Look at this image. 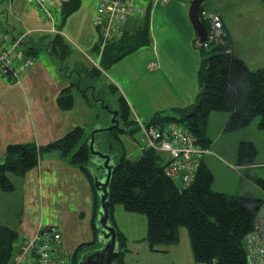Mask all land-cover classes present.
Wrapping results in <instances>:
<instances>
[{"label":"trees","instance_id":"1","mask_svg":"<svg viewBox=\"0 0 264 264\" xmlns=\"http://www.w3.org/2000/svg\"><path fill=\"white\" fill-rule=\"evenodd\" d=\"M135 1V5L149 2V0H143V3H139L140 0ZM120 2L130 4V0ZM101 3L102 0H98L94 19L98 41L93 52L98 55L99 62L94 63L96 67L87 70H85L86 66L77 69L81 82L85 78L84 82H87L89 87L83 95L87 101L91 103L93 101L96 104L99 103L94 98H103L102 94L105 93V91L98 90L96 86V81L100 79L102 73L101 68L106 70L125 57L153 43L151 15L154 3L152 1L147 7L144 5L146 7L144 13L128 17L129 19L122 25V35L110 42L102 55H99L101 29L95 21L100 15ZM51 6L48 9L54 20ZM81 6L82 0L62 1L59 11L63 14V23L79 11ZM203 10L217 14L222 19L223 14L218 6H214V10H211L204 4L199 10L201 19ZM210 21L208 24L203 21L209 33L211 31ZM222 24L225 30L224 42L203 44L198 48L201 55V65L197 75L200 92L194 103L187 107L173 108L172 114L157 112L147 121H141L138 118L149 127L151 125L168 127L170 124L178 123L190 130L197 139V144L206 150L202 164L196 170L194 180L185 187L181 180L169 176L166 170L171 162L170 154L151 149L145 143L140 159H129L124 150L122 157L115 164L110 178L109 202L110 210L118 203L128 211L146 215L148 218L147 239L152 244L177 243L180 227H186L196 264H249L247 237L256 229L257 217L264 203V197L230 195L213 188L214 173L205 161L210 144H212V139L207 133V124L212 112L223 111L230 115L225 131H236L249 125L257 117H260L259 128L264 130V67L252 69L244 58L233 53V45L223 19ZM0 30L8 33L6 30ZM44 31L41 30V32ZM57 32L53 36L46 34L50 39L48 46L51 48L52 55L66 64L71 50L64 36L60 31ZM32 33L27 35L19 47L12 50L13 56L17 57L21 53L22 60L31 57L35 61V57L44 45L40 39L31 40ZM20 36L13 35L15 38ZM12 46L11 40L3 45L5 49H12ZM4 74L0 63V78L15 82L11 76ZM93 87L96 90L94 100L93 96L89 95ZM108 87L112 93L116 94L119 91L114 84ZM71 91V87L64 89L58 98L59 106L63 110L71 109L74 105V96ZM115 108L119 110V119L125 131L116 128L108 133L112 154H114L115 146H123L120 140L121 135L140 130L138 121L133 118V111L123 95L119 96ZM89 140L90 136L86 133L85 127L77 126L64 136L45 145H38L36 142L11 143L7 146L5 155L0 157V190L4 192L15 189L10 177L11 173L17 176L25 175L39 164L43 154L54 151L60 152L71 165L80 168L91 181L95 193V210L92 221L95 239L78 247L70 256L71 264H78L83 252L93 250L99 245L97 216L100 200L94 185L92 170L87 165L91 160ZM163 153L168 156L167 159H164ZM256 155L257 147L253 142L240 143L237 165L233 168L241 170L244 166L252 165ZM253 180L264 191V177L255 176ZM17 239L16 230L0 224V264H11L20 252L21 249L14 250ZM118 240L121 250L117 258L119 263H117L124 264L122 247L125 243L119 231Z\"/></svg>","mask_w":264,"mask_h":264},{"label":"rangeland","instance_id":"2","mask_svg":"<svg viewBox=\"0 0 264 264\" xmlns=\"http://www.w3.org/2000/svg\"><path fill=\"white\" fill-rule=\"evenodd\" d=\"M61 1L63 0H55L58 6H60ZM152 1L154 3L153 9H157L156 11H152L153 17L151 19V25L153 37L155 34V37L160 42L171 40L173 35L165 28V22L169 19L173 23L174 15H183L185 17L183 24H188L190 31L194 32V47L195 49L197 48L198 56L201 57L198 48L203 44L197 30L189 19V8L192 0H149L148 3L141 5H148ZM168 1H170V14L167 13L168 5H164L163 3H168ZM24 3L33 12L34 19L38 25L41 27L44 26L47 29L55 27L56 29L58 28V31H60L61 28L63 31L60 33L64 36L71 50L70 57H68L65 65L70 69L69 71L64 69L65 72L64 70L62 71L63 66L60 60L52 55L51 48L48 46L50 39L49 37L47 38L46 34L51 33L54 35L55 31L51 32L45 30L44 32L34 33L30 36L32 38L31 40L35 41H38L37 38L39 37L44 45L40 53L36 56L37 62L41 61L42 66L47 65L48 69L52 71V74L57 77V79L64 80L70 85L74 83L73 93L76 98V106H74L73 109L63 110L64 113L61 112L60 115L55 113V119H63L62 123L65 126L76 123L75 127H77L80 122L82 123L81 126L85 127L86 133L89 136H91L94 130L91 128H93L97 122L106 124L104 128L108 127L110 125V117L100 106V103L96 104L92 101V106H89V108L83 101V92L89 87L86 84L87 82H84L85 78H83L81 82L79 72L76 69V66L83 64L86 66L85 70L96 67L94 63H98L99 58L92 49L96 39L91 40L88 35L84 40L79 39L82 36V29L78 30L80 33H76L77 37H75L73 33L76 32V28H70L67 21L63 23V14L61 11L53 10L52 8L54 20H51L43 8L34 3H29L26 0ZM95 3H97V0H82L80 13H82L83 8L86 12L92 11V7ZM139 3H143V0H140ZM155 3H157L156 7H154ZM204 4L210 7L211 10H214V6H218L222 12L223 22L225 21L224 24L227 25L231 33L235 55L244 58L252 69L264 67V0H205L202 6ZM49 6L50 5H48V7ZM9 9L10 0H0V13L7 14ZM154 12L158 13L155 24L153 18L156 13L154 15ZM203 12L201 21L203 20L208 24L212 13L206 10H203ZM73 15H75V13L70 17H73ZM10 16L9 20H11ZM0 20L2 22H0V24L4 27L8 28L9 26V28L13 29L12 23L5 22L3 18H0ZM18 25L19 30L14 31L16 34H22L27 31V28L21 26L20 21ZM82 26H84V21ZM95 35L97 36L96 31ZM151 60L157 62V67H153L156 71L148 69L147 63ZM182 63L183 57L173 56L166 46H160L159 49H155L154 43H152L149 46L143 47L138 52L125 57L106 70L101 68L102 73L100 79L96 81V86L98 90L105 91L102 97L111 108H115L119 96L123 95V92H126L130 101L132 98H135L137 108L154 112L161 104L169 103L171 99L170 93L173 91L170 85V76L175 72L177 75H182V73H184L179 70ZM199 69L200 66L196 72L197 81ZM44 75V77L49 78L47 71H44ZM139 80L141 81L139 82ZM3 81L8 85L16 84L6 78H4ZM111 84L118 85V93L115 94L110 91L108 85ZM43 85L47 86L46 83H43ZM43 85L41 86L44 87ZM136 87L139 89L137 90ZM93 92L95 93L96 90L89 92L91 97ZM173 97L175 98L178 96L173 95ZM132 111L135 120H138V118L141 121L150 119V117H148L149 119L140 117L134 110ZM172 112L173 109L166 110L165 113L172 114ZM38 116L39 111H37V117ZM229 116L230 115L226 112L214 111L211 113L207 124V133L212 139V144H210L206 162L214 173L213 188L215 190L224 191L230 195L235 194L238 196L263 198V189L253 180L255 176L264 177V130L259 128L260 117L255 118L245 127L229 132L225 131ZM42 118L44 117L42 116ZM160 128L165 129L167 127L165 125H160ZM105 135H108V133H105ZM147 135H150V133L147 132ZM120 140L123 146H115L111 163L116 164L122 157L124 150L129 159L138 160L141 158L145 139L140 130L134 131L131 134H123L120 136ZM244 141L253 142L256 145L257 155L252 165L244 166L239 170L233 168V165H237L238 147L240 143ZM157 142L159 144V141ZM151 149L156 150L155 148ZM55 153H57V151ZM163 157L164 159L168 158L164 153ZM87 165L92 171L97 167L92 160H90ZM93 166L95 167L94 169H92ZM97 172L98 177H100L102 175L101 170ZM26 174L17 176L11 173L10 177L16 186L15 189L9 192L0 190V224L9 226L18 232V239L15 241L14 250L18 248L23 241V237H25V235H22V224H24V227L28 230L35 228L37 230L39 225H43V227L55 226L58 230L63 231L60 221H63L64 218L67 217V205H69L70 209H73L76 205L75 195L72 194L71 199H69L64 191L65 188L63 190L60 189L63 184L51 182L50 180L39 181L37 179V182L31 180L30 184L29 180L26 182L24 180V178L27 177ZM69 181L70 178L67 185H69ZM46 186H48V189H44ZM30 188H34V191L41 196L42 194L47 195L46 199H43L42 196L43 203H41V200L35 203L34 197L29 196L28 193ZM30 202L32 203L30 204ZM110 212V224L114 225L117 231L123 234L125 243L123 246L124 248L122 247L124 264H178V259L172 252L161 250L164 248L168 249L170 245L152 244L147 239L148 218L146 215L128 211L122 204L118 203L112 206ZM49 218H52L51 225L49 223ZM84 222L86 221L83 220L82 216V223ZM178 233L180 240L172 245H181V247L185 245L182 250L183 257H188L189 261L193 264L195 260L188 229L186 227H180ZM70 235L73 237H70V240H74L75 242L78 238L77 234L71 232ZM185 240L187 243H185ZM68 254L69 250L64 253V260L67 264H71L68 260ZM117 262L119 263V261L116 260L113 264Z\"/></svg>","mask_w":264,"mask_h":264},{"label":"crops","instance_id":"3","mask_svg":"<svg viewBox=\"0 0 264 264\" xmlns=\"http://www.w3.org/2000/svg\"><path fill=\"white\" fill-rule=\"evenodd\" d=\"M24 2L25 0H10V9L7 11V14L0 13V18H3L7 23H12L13 29L9 28L8 25V28H6L2 24H0V29L8 31L14 36H20L23 33H28L30 30H35L32 34L39 33L41 32V30H47L51 32L58 31V28L56 29L55 27H53L52 29H47L44 26L41 27L40 25H38L34 19L33 12L28 8V6L25 5ZM163 3L164 5H168L167 13L170 14V1H168V3ZM156 5L157 3H155L154 7H156ZM97 6L98 0L97 3H95V5L92 7V11L86 12L83 8L82 13H80V9L79 11L75 12V15H73V17H69V19L67 20V24L70 25V28H76V32L73 33L75 37H77L76 33H80L78 30L82 29V36L79 39L84 40L87 35L91 40L96 39L94 41L92 49H94L98 41V33L96 36V28L94 26ZM60 7L61 4L60 6H58L57 2H55L54 0L51 9L53 8V10H60ZM156 10L157 9H155L154 11ZM155 13L156 12H154V15ZM157 15L158 13H156L153 18L154 24L157 21ZM9 16L11 17V20H9ZM19 21L21 22L22 27L27 28V31L23 32L22 34H16L14 32L19 30ZM83 21L84 26H82ZM184 21L185 17L183 15H174L173 23L169 19L165 22V28L173 35L171 40L160 42L155 37V34L153 37L155 49H159L160 46H166L167 48H169L173 56H178L180 58L183 57V63L181 64V68L179 70L183 71L184 73H182V75H177L175 72L170 76V85L173 88V91L170 93L171 99L169 100V103L161 104V106H159V108H157V110H155L154 112L142 110L140 108H137V102L135 98H132L131 102L126 92H123V90L121 89L131 109H133L140 117L151 118L155 113L162 111L166 112V110H171L173 109V107H187L194 103L198 93L200 92V87L196 79V72L201 65V57L198 56L197 48L195 49L194 47V32L190 31V27L188 24H183ZM226 30L233 45L231 33L227 25ZM62 31L63 30H60V32ZM48 35L53 36V34L51 33ZM37 39H39V37ZM233 53L235 54L234 46ZM81 66H84V64L76 66V69L81 68ZM147 66L149 70L156 71L155 69H153V67H157V62L155 60H151L149 63H147ZM44 71L48 72L49 78L44 77ZM140 81L141 80H139V82ZM15 83L16 84L8 85L4 83L2 78H0V157H3L5 155L7 146L10 143L36 142L38 145H45L57 138L64 136L67 132L75 128L76 125L75 123L65 126L62 123L63 119L58 118V120H56L54 117L55 113L60 115L61 112H63V109H61L59 106L58 98L63 90L68 87L72 88L71 92L74 96V105L72 109L74 108V106H76V98L73 93L74 83L70 85L64 80L57 79V77L52 74V71L48 69L47 65L42 66L41 61L37 62V57H35L34 67L27 73L22 75L19 82ZM43 83H46L47 86H44ZM41 85L46 88L42 87ZM136 89L138 90L139 88L136 87ZM173 95H177L178 97L174 98ZM82 99L85 102L86 106H92V103L87 101L84 95H82ZM37 111H39L38 117ZM34 113L36 114V116ZM42 116L44 118H42ZM99 124L102 126L106 125L102 124L101 122H97L91 129L96 128V126H98ZM78 125L81 126L82 123L79 122ZM55 152L56 151L48 154H43L40 157L39 164L26 174L27 177L24 178V180L25 182L29 180L30 184L31 180H35V182H37L36 179L39 181L50 180L51 182H58L60 184H63L60 189L63 190L65 188L64 191L68 195L69 199H71L72 194L75 195L76 205L73 209H70L69 205H67V217L64 218L63 221H60V225L63 228V231L61 230V233L63 235V250L64 253L69 250V260L70 256L75 253V251L81 244L89 243L95 239V232L92 224L93 214L95 210V193L93 191L91 181L81 171V169L71 165L68 160L62 157L61 153H58V151L57 153ZM69 178V185H67ZM64 180L66 181V183ZM44 189H48V186H46ZM28 193L29 196L34 197L35 203H37L39 200H41V203H43L42 196L43 199H46L47 197L46 194H42V196L37 194L34 191V188H30ZM31 203L32 202H30V204ZM82 216L83 220L86 221L84 223H82ZM49 219V223L51 225L52 218ZM40 227H43V225H39L37 230L36 228L28 230L26 229V227H24V224H22V235H25V237H23V241L18 246L16 251L20 250L24 244L31 241ZM71 232H75L78 236L75 242L74 240H70V237H72L70 235ZM185 243H187L186 240ZM183 247H185V245H183ZM183 247H181V245L175 246L171 244L168 249L164 248L161 250L172 252L174 256L177 257L178 264H192V262L189 261L188 257H183ZM193 264H196V262H194Z\"/></svg>","mask_w":264,"mask_h":264},{"label":"built area","instance_id":"4","mask_svg":"<svg viewBox=\"0 0 264 264\" xmlns=\"http://www.w3.org/2000/svg\"><path fill=\"white\" fill-rule=\"evenodd\" d=\"M28 1L43 8L52 20L48 5H53L54 0ZM120 1L102 0V5L99 8L100 15L95 21V24L101 29L99 55H102L110 42L117 40L122 35V25L130 15L137 16L145 12L146 7L135 5V0H130L129 5L121 4ZM210 17L211 31L208 41L204 44L224 42L225 30L221 17L217 14H211ZM33 31L30 30L15 38L10 32L3 33L0 30L1 71L5 73L4 75L11 76L15 82H18L23 74L34 67L35 61L31 57L22 60L21 53L15 57L12 50L19 47L27 35ZM10 40L13 42L12 49H5L3 45ZM138 125L148 147L170 154L171 162L167 167V174L181 180L185 187L192 183L196 170L202 164L206 150L197 144V139L190 130L178 123L170 124L168 129H161L157 125L149 127L140 120H138ZM147 132L150 135H147ZM262 234L263 240L260 241L259 236ZM247 247L249 264H264V203L257 217L256 229L247 237ZM12 264H66L61 231L55 226L40 227L32 240L22 246Z\"/></svg>","mask_w":264,"mask_h":264},{"label":"water","instance_id":"5","mask_svg":"<svg viewBox=\"0 0 264 264\" xmlns=\"http://www.w3.org/2000/svg\"><path fill=\"white\" fill-rule=\"evenodd\" d=\"M204 1L205 0H192L189 8V19L197 30L201 42H205L208 38V31L199 15V8ZM61 65L63 66L62 70H69V67L65 66L66 64L64 62H61ZM93 90H95V88H93ZM94 95L95 93L93 92V98ZM94 99L96 102L100 103V106L110 117V125L108 127L104 128L105 126L99 124L94 128L88 144L91 160L97 166L91 173L94 179V185L100 197V206L97 216L99 245L93 250L83 252L78 264H113L119 257L121 249L117 228L110 224L111 204L109 202V185L115 163H111V151L107 150H111L112 146L105 133H109L116 128L121 129V120L119 119V110L117 108H111L103 98ZM103 137L106 138L107 144L103 143ZM98 170H101L102 173L100 177H98Z\"/></svg>","mask_w":264,"mask_h":264},{"label":"clouds","instance_id":"6","mask_svg":"<svg viewBox=\"0 0 264 264\" xmlns=\"http://www.w3.org/2000/svg\"><path fill=\"white\" fill-rule=\"evenodd\" d=\"M146 7H147V5H146ZM55 33H56V32H55ZM208 38H209V32H208ZM208 38H207V40H206L205 42H202V44L206 43V42L208 41ZM31 69H32V68H31ZM27 72H28V71H27ZM27 72H26V73H27ZM19 81H20V80H19ZM19 81H18V82H19ZM132 110H133V109H132ZM136 120H137V119H136ZM138 120H139V119H138ZM138 120H137V121H138ZM122 127H123V125H122V123H121V129H122L123 131H125L124 128H122ZM124 133H126V132H124ZM90 138H91V136H90ZM110 151H112V147H111V150H110ZM111 155H112V152H111ZM95 165H96V164H95ZM94 168H95V167L93 166L92 169H94ZM97 194H98V193H97ZM98 197H99V194H98ZM99 200H100V197H99ZM99 206H100V205H99ZM98 208H99V207H98ZM98 211H99V210H98ZM11 264H12V263H11Z\"/></svg>","mask_w":264,"mask_h":264},{"label":"flooded vegetation","instance_id":"7","mask_svg":"<svg viewBox=\"0 0 264 264\" xmlns=\"http://www.w3.org/2000/svg\"><path fill=\"white\" fill-rule=\"evenodd\" d=\"M103 138H104V137H103ZM108 141H109V140H108ZM103 143H104V144H105V143L107 144L106 138L103 139ZM111 146H112V145H111ZM106 149H107V148H106ZM107 151H110V150H107Z\"/></svg>","mask_w":264,"mask_h":264},{"label":"bare ground","instance_id":"8","mask_svg":"<svg viewBox=\"0 0 264 264\" xmlns=\"http://www.w3.org/2000/svg\"><path fill=\"white\" fill-rule=\"evenodd\" d=\"M259 240H260V241L263 240V234L259 236Z\"/></svg>","mask_w":264,"mask_h":264}]
</instances>
